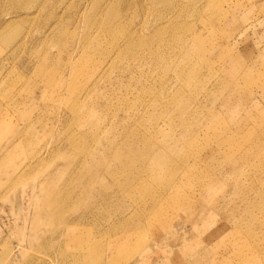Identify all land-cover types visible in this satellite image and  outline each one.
Masks as SVG:
<instances>
[{"label": "rangeland", "instance_id": "obj_1", "mask_svg": "<svg viewBox=\"0 0 264 264\" xmlns=\"http://www.w3.org/2000/svg\"><path fill=\"white\" fill-rule=\"evenodd\" d=\"M0 264H264V0H0Z\"/></svg>", "mask_w": 264, "mask_h": 264}, {"label": "bare ground", "instance_id": "obj_2", "mask_svg": "<svg viewBox=\"0 0 264 264\" xmlns=\"http://www.w3.org/2000/svg\"><path fill=\"white\" fill-rule=\"evenodd\" d=\"M130 38H131V37H130ZM132 39H133V38H132ZM132 39H131V41H132ZM127 42L130 43V39H129V41H127ZM127 46H128V45H127ZM134 114H135V113H134ZM137 151H138V150H137ZM138 152H139V151H138ZM135 153H136V152H135ZM140 154H141V153H140ZM140 154H139V155H140ZM136 155H138V154L136 153ZM139 158H140V157H139ZM137 159H138V158H137ZM135 160H136V159H135ZM136 161H139V160H136ZM106 174H107V173H106ZM139 174H140V173H139ZM139 174H138V175H139ZM142 174H143V173H142ZM138 175H137V176H138ZM147 175H148V174H147ZM142 176H143V175H142ZM142 192H143V191H142ZM121 208H122V207H121ZM126 210H127V209H126ZM119 212H120V210H119ZM122 214H123V213H122ZM122 218H124V217H122ZM96 258L98 259V257H96ZM99 258H100V257H99ZM97 259H95V260H97ZM100 259H102V258H100Z\"/></svg>", "mask_w": 264, "mask_h": 264}]
</instances>
